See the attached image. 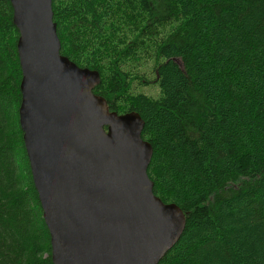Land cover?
Masks as SVG:
<instances>
[{
    "label": "trees",
    "instance_id": "obj_1",
    "mask_svg": "<svg viewBox=\"0 0 264 264\" xmlns=\"http://www.w3.org/2000/svg\"><path fill=\"white\" fill-rule=\"evenodd\" d=\"M53 11L61 53L100 72L110 111L145 120L154 192L186 213L158 264H264V0H53ZM13 13L0 0V264H54L20 125ZM151 83L156 97L140 90Z\"/></svg>",
    "mask_w": 264,
    "mask_h": 264
},
{
    "label": "water",
    "instance_id": "obj_2",
    "mask_svg": "<svg viewBox=\"0 0 264 264\" xmlns=\"http://www.w3.org/2000/svg\"><path fill=\"white\" fill-rule=\"evenodd\" d=\"M20 125L54 264H158L186 213L154 192V148L135 110L110 111L101 75L61 53L53 0H11ZM181 64V61L177 59Z\"/></svg>",
    "mask_w": 264,
    "mask_h": 264
},
{
    "label": "rangeland",
    "instance_id": "obj_3",
    "mask_svg": "<svg viewBox=\"0 0 264 264\" xmlns=\"http://www.w3.org/2000/svg\"><path fill=\"white\" fill-rule=\"evenodd\" d=\"M152 65L153 63H150L147 66L142 67V71L147 73V76L149 79L154 81L155 79V73L152 71ZM140 90L146 94L152 95V96H158L159 94V87L156 83H151L149 86H140Z\"/></svg>",
    "mask_w": 264,
    "mask_h": 264
}]
</instances>
